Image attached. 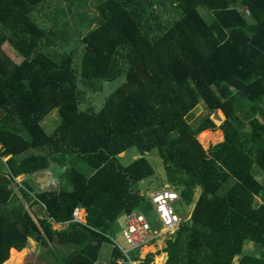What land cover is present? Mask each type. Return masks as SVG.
I'll return each mask as SVG.
<instances>
[{
  "label": "trees",
  "instance_id": "obj_1",
  "mask_svg": "<svg viewBox=\"0 0 264 264\" xmlns=\"http://www.w3.org/2000/svg\"><path fill=\"white\" fill-rule=\"evenodd\" d=\"M41 1L0 0V264L29 240L62 264H95L117 221L149 205L136 185L155 173L151 151L178 200L194 204L167 240L165 264H264V0H97L80 66L46 50L34 15ZM174 2L180 17L151 36L153 4ZM121 77L98 111L80 108V81L96 88ZM200 103L207 115L191 124ZM53 110L59 121L48 134L41 122ZM220 111L216 126L210 116ZM216 129L223 140L203 149L197 135ZM131 148L138 156L123 167L118 156ZM38 149L45 153L24 155ZM51 163L60 183L33 197L43 210L33 219L12 185ZM76 207L84 224L72 222ZM247 242L259 255L244 253Z\"/></svg>",
  "mask_w": 264,
  "mask_h": 264
},
{
  "label": "rangeland",
  "instance_id": "obj_2",
  "mask_svg": "<svg viewBox=\"0 0 264 264\" xmlns=\"http://www.w3.org/2000/svg\"><path fill=\"white\" fill-rule=\"evenodd\" d=\"M161 2L167 4L166 0H161ZM174 5L168 7H164V5L153 4L152 9L156 14L155 19H151L149 24L152 25L149 34L157 35L163 31H165L167 25L170 26L171 23L178 19L180 15L175 10V2ZM97 0H42L41 4L34 9V15L36 16V23L42 27L46 31V36L48 37L49 43L46 50L56 57H60L66 54H72L75 60V64L80 66V58L83 51L82 40L85 36L89 35L90 32L96 26V16L98 15L97 11ZM151 11V8H149ZM203 16H206L205 13L200 11ZM156 23H159L160 28L156 26ZM170 23V24H169ZM5 55L13 62L19 63L22 60V57L8 44H4L2 47ZM80 80V78H79ZM123 78L121 77L117 81L114 82H103L99 86L100 87H91L83 81L79 82V88L81 90L80 94V108L82 110L86 109H94L98 111L105 99L115 90V88L123 82ZM221 112V111H220ZM207 115V111L204 109L203 105L200 103L197 105L191 113L188 121L191 124H196L201 118ZM216 126H219L223 120L224 115L222 112L220 115L215 112L210 116ZM58 115L56 110H53L49 115H47L43 121L41 122L45 131L48 134H51L56 126L58 125ZM212 133L207 135L204 138H200L197 135V140L203 147V149H207L210 145H214L223 140V133L221 130L216 129L215 131H211ZM217 132V133H215ZM203 139V140H202ZM36 153H45V150H33L28 151L24 155H31ZM138 156V153L135 148H131L127 150L125 153L120 154L119 163L125 167L128 165L133 159ZM145 158L149 161L151 166L153 167L155 173L152 177L145 179L144 181L138 183L136 185V189L140 191L142 195L148 200V194L153 191H159L164 189L165 186L168 185L167 177L165 175V171L163 168V164L161 159L158 157L156 151H151L150 153L145 155ZM5 161L6 159L3 158ZM256 168V167H255ZM61 168L56 164L51 163L50 167L42 172L33 174V175H20L15 178V185L12 187L16 193V197L19 203H23L24 210H26L33 219L35 217H42L43 210L39 207V205L34 204L32 202L33 197L37 193L48 191L52 188V186H57L60 183L59 173L61 172ZM257 176L256 178L259 181H263V174L259 168H256ZM44 176H48V178H44L42 181L37 182V178H42ZM24 183L31 188L29 190ZM54 184V185H53ZM17 187H22L26 191H28L29 200L21 196V193L17 189ZM198 195V190L195 193V197ZM260 200L258 197H255V204H259ZM186 206L182 201H175L173 203V207L176 213L182 218V220L188 218V214L190 213V208ZM139 212L142 213L147 219L148 223L151 227L159 231L162 226L158 220L155 210L151 207V205H143L140 207ZM124 217H121L117 223L121 228L123 226ZM62 228V227H61ZM53 229H60L59 225H53ZM116 238L120 239V231L116 234ZM167 236H162L160 243L165 245L161 251L156 252L154 248L144 247L142 248V255H145L149 250L152 255L151 264H158L157 258L160 257L161 260L165 259L167 253L165 252V248L168 245ZM165 243V244H164ZM24 255L22 256L20 263H33V264H62L61 262L55 261L49 257L48 254L45 253V249L39 246L34 241H28L26 246ZM112 245L109 242H104L101 244L100 251L98 254L97 261L95 264H110L112 260ZM258 250L261 248H257L252 242H247L243 246L244 253H250L259 255ZM45 253V254H44ZM155 253V254H154ZM10 256V252H9ZM238 257L234 259L236 262ZM9 264V263H7ZM11 264H16L14 261Z\"/></svg>",
  "mask_w": 264,
  "mask_h": 264
},
{
  "label": "built area",
  "instance_id": "obj_3",
  "mask_svg": "<svg viewBox=\"0 0 264 264\" xmlns=\"http://www.w3.org/2000/svg\"><path fill=\"white\" fill-rule=\"evenodd\" d=\"M178 197V193L169 186L148 194L149 204L155 210L162 226L159 231L154 230L138 210L124 216L123 226L119 229L120 239L116 238V233L108 236L111 245L119 252V256L113 259L114 264H144V262L135 260L131 252L143 247L157 249L164 232L177 231L182 218L176 213L173 203L178 200ZM85 216V211L76 207L72 211V222L84 224ZM149 254H152L150 250L145 253L144 257Z\"/></svg>",
  "mask_w": 264,
  "mask_h": 264
},
{
  "label": "bare ground",
  "instance_id": "obj_4",
  "mask_svg": "<svg viewBox=\"0 0 264 264\" xmlns=\"http://www.w3.org/2000/svg\"><path fill=\"white\" fill-rule=\"evenodd\" d=\"M211 133H212L211 131L204 130L201 133H199L198 135L200 136V138H204V137H206L207 135H209ZM215 133H217V132H215ZM174 234H175V231H172V230L171 231H166V232H164L161 235V237L166 235L167 239H170ZM25 251H26V249H22L20 251H14V250L10 249V251H9L10 252V256L3 264H7V263L11 264L14 261L16 262V264L20 263V260H21L22 256L24 255ZM140 251H141V249H135L133 252H131V256L135 260L145 263V257L141 256ZM160 261H161V258L158 257L157 258V263H159Z\"/></svg>",
  "mask_w": 264,
  "mask_h": 264
},
{
  "label": "crops",
  "instance_id": "obj_5",
  "mask_svg": "<svg viewBox=\"0 0 264 264\" xmlns=\"http://www.w3.org/2000/svg\"><path fill=\"white\" fill-rule=\"evenodd\" d=\"M39 179L40 178H37V182L39 181ZM54 185V184H53ZM193 206H194V204H192ZM193 206L190 208V213H191V210L193 209ZM190 213L188 214V217L190 216ZM54 225H57V224H54ZM59 227L61 228L62 226L61 225H59ZM31 241V240H30ZM165 244V243H164ZM165 245H163L162 243H160L159 245H158V248L157 249H155V250H157L156 252H159V251H161L162 250V248L164 247ZM12 250H14V251H17V250H15V249H13L12 248ZM151 252H153L152 250H151ZM140 253H141V256L142 257H144V255H142V250L140 251ZM155 254V253H154ZM165 258H166V260H167V255L165 256ZM145 259H146V257H145ZM166 260L165 259H163V260H161L158 264H165V262H166Z\"/></svg>",
  "mask_w": 264,
  "mask_h": 264
},
{
  "label": "water",
  "instance_id": "obj_6",
  "mask_svg": "<svg viewBox=\"0 0 264 264\" xmlns=\"http://www.w3.org/2000/svg\"><path fill=\"white\" fill-rule=\"evenodd\" d=\"M44 178H48V176H44V177L40 178L39 181H42Z\"/></svg>",
  "mask_w": 264,
  "mask_h": 264
}]
</instances>
